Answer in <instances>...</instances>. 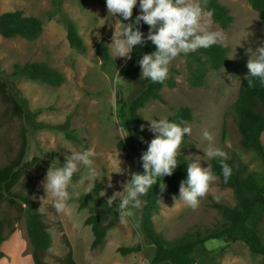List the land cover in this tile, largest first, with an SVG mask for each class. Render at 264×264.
Segmentation results:
<instances>
[{"label":"rangeland","instance_id":"obj_1","mask_svg":"<svg viewBox=\"0 0 264 264\" xmlns=\"http://www.w3.org/2000/svg\"><path fill=\"white\" fill-rule=\"evenodd\" d=\"M227 6L233 17L227 29L221 28L212 18V28L222 30L227 41L222 44L227 48L231 63L228 67L214 70L205 65L204 84L191 86L187 67V55H180L170 64L169 78L175 85L163 86L161 100H153L139 110L143 119L144 146L154 138L149 131V121L167 117L169 120L174 110L188 107L192 118L186 124L192 127V134L186 135L181 154L188 160V165L199 158L202 166L210 165L211 159H204L209 141L204 139L207 130L213 137L212 144L224 150L235 165L243 172L254 173L260 185L264 186V162L251 148H242L238 144V133L231 119L232 107L236 103L240 86L249 70L247 62L255 58L256 50L264 46V24L258 13L247 0H219ZM61 13L69 17L77 26L85 43L81 52L68 44L65 28L60 15L54 13L53 0H0V14L22 10L25 16L40 19L43 23L41 33L32 40L22 37L4 38L0 35V78L8 83L9 93L24 108L22 117L11 114L10 109L0 99V166L7 165L20 153L24 134L27 138L26 161L38 159L15 186L17 194H27L26 187L34 186L30 193V203L39 213L51 234V247L39 254L45 264H149L154 247L144 241L138 223L141 209L132 210L133 214L120 219V211L113 219L101 245L91 249V227L86 224L88 208L80 206L79 197L86 192L89 169L83 165L73 176L69 188L71 195L68 208L57 212L52 198H46L42 186L47 170L59 167L66 162L70 152L65 149V142L77 151L93 149L95 156L93 167L98 173L96 181L103 183L99 198L107 201L114 192L123 191L121 185L129 180L131 172L143 173L142 162L136 150V139L128 116L120 114L119 100L130 101L146 86L149 80L141 79L138 61L145 53L150 54V41L137 45L131 54V60L112 58L111 63L103 66L96 54V45L104 40L112 43L117 19L127 24L140 14L139 2L133 10L131 20L108 15L106 0H61ZM147 37L149 26L141 22L137 25ZM47 62L48 65L64 75V82L51 86L40 81L22 78H8L16 63ZM117 71L122 78H117ZM113 93L115 95L113 96ZM113 99L118 107L114 113ZM118 117L119 124H117ZM79 141L67 138L66 122ZM124 127L129 135L121 139L118 131ZM26 130V132H24ZM127 132L124 135H127ZM264 145V136H262ZM122 142L124 148H119ZM120 152L123 161V174L117 170L115 156ZM199 156V157H198ZM56 160L59 161L56 162ZM112 176L109 187L108 176ZM166 184V176L162 178ZM159 193V211L152 216L155 230L165 239L172 241L183 235L200 231L203 236L221 232L226 226L221 213L213 203L236 204L232 188L224 187L219 179L213 193L201 201L193 210L179 198H175L168 188L162 192L160 181L155 185ZM105 195L101 196V192ZM141 199L145 201V196ZM119 204V200L114 202ZM42 211H38L39 208ZM0 216L4 219V241L0 245L2 256L0 264H34L33 247L30 243L25 217L20 204L11 205L7 201L0 203ZM264 236V223L262 226ZM142 244L143 248L128 255L118 252L119 247H134ZM193 264H261V256L252 254L243 241L228 242L225 238H212L198 246L193 256Z\"/></svg>","mask_w":264,"mask_h":264},{"label":"trees","instance_id":"obj_2","mask_svg":"<svg viewBox=\"0 0 264 264\" xmlns=\"http://www.w3.org/2000/svg\"><path fill=\"white\" fill-rule=\"evenodd\" d=\"M251 7L258 13L264 24V0H247ZM61 0H53L54 13L60 15L68 44L76 51H83V42L76 24L67 16L61 13ZM207 9L213 11L211 17L218 25L227 29L232 23L233 17L227 6L219 0H208ZM43 23L40 19L32 16H25L22 10H13L0 14V35L4 38L22 37L27 40L35 39L42 31ZM151 53L156 50L155 45L150 41ZM96 54L102 61L103 66L111 63L112 58L104 40H100L96 45ZM231 61L227 56V48L222 44L213 45L208 49H199L187 55V67L189 72V84L191 86H201L204 84L205 65L211 69L219 70L228 67ZM8 78L19 80L22 78L40 81L42 83L59 86L65 78L64 75L50 67L47 62H26L16 63ZM255 87L249 88L247 80L244 79L236 103L232 107L231 119L238 133V144L242 148H251L264 162V86L258 80L254 81ZM173 87L175 80L170 77L163 84L153 83L150 80L143 90L132 100H119L120 114L128 116L132 124L133 134L136 139V150L138 155L146 151L144 146L143 119L139 112L146 104L153 100H161L160 90L163 86ZM8 83L0 78V99L6 105L11 114L22 117L24 114L23 105L13 97L8 91ZM192 118L191 110L188 107H179L174 110L170 121L179 123L181 120L187 122ZM66 136L69 139L79 141L78 137L70 130V122H66ZM26 132V130H24ZM23 146L18 156L5 166H0V203L7 201L11 205L20 204L25 217L28 237L33 247L34 264H45L39 254L51 247V234L42 217L34 210L30 203V193L34 191V186L26 187L27 194H17L15 186L20 182L23 175L35 164L39 167L38 159L31 162L26 161L27 138L23 135ZM119 148H124L122 142ZM178 166L171 176H166V186L170 193L179 197V187L182 181L187 179L188 160L180 154L177 157ZM232 169V174L227 183L224 182L221 165L218 159H211L210 166L217 174L220 184L224 187L232 188L236 199L234 206L224 203H213V206L221 213L227 226L216 234L206 237L200 231H193L182 237L168 241L157 232L154 227L152 216L159 211V193L155 187L149 189L145 195V203L138 215V223L143 234L144 241L153 245L154 254L149 264H193L192 256L198 246L212 238L223 237L228 242L243 241L252 254L261 256L264 264V236L262 226L264 223V186L260 185L254 173L243 172L242 167L235 165L232 158L225 161ZM103 189L101 181L95 182L94 190L87 194L82 193L79 197L80 206L89 209L86 224L91 227L92 241L91 249L101 245L106 237L107 231L112 226L113 219L118 214V207L114 203L112 207L106 205L107 201L99 198V193ZM4 219L0 216V245L4 241L3 235ZM143 248L142 244L134 247H119L118 252L128 255L138 252ZM0 250V257L2 256ZM70 264H75L70 260Z\"/></svg>","mask_w":264,"mask_h":264},{"label":"clouds","instance_id":"obj_3","mask_svg":"<svg viewBox=\"0 0 264 264\" xmlns=\"http://www.w3.org/2000/svg\"><path fill=\"white\" fill-rule=\"evenodd\" d=\"M138 2L140 14L133 22L127 24L117 19L111 38L112 43L107 46L114 60L119 57L127 61L131 60L135 46H142L147 41H151L156 50L150 54H143L138 61L143 80L163 84L169 78L170 64L177 57L188 55L199 49H208L213 45L225 44L227 41V36L222 30L212 28L211 17L214 13L207 9L208 0H106L108 15L131 20ZM141 22L149 26L147 37L137 27ZM255 53V58L247 62L249 75L245 79L249 88L255 87V80L264 86V46L259 47ZM117 78H122L119 71H117ZM112 107L114 113H118L114 99ZM116 119L119 124L118 117ZM145 120L150 122L149 131L154 134V138L148 142L147 150L140 157L144 171L139 173L129 170V180L121 185L123 191L114 192L106 202L108 207H112L114 202L119 200L117 207L122 222L133 214L132 210L143 207L145 202L141 197L145 196L158 181H160L161 191L166 189L167 186L162 178L173 174L178 166L177 157L181 154L184 138L192 134V127L183 120L179 123L170 121L167 117ZM118 131L121 133L122 140L129 135L124 127H120ZM125 132L127 135H124ZM203 137L209 141V146L204 149V159L219 160L224 182L227 183L232 174L231 167L225 162L228 159L227 153L211 143L213 137L207 130L203 132ZM65 145V149L70 152V155L66 156V162L55 168L51 165L42 181L46 198L41 197V200L43 202L50 196L57 212H64L68 208V201L71 198L69 188L80 165L89 169L86 178L87 194L94 190L95 182L99 178L93 167L92 158L95 156L93 149L77 151L68 142H65ZM119 156L118 151L114 158L117 170L113 173L123 174L125 169L121 167L123 161L119 159ZM200 161L197 158L189 163L187 179L182 181L179 187L178 198L193 210L200 206L203 199L213 193L214 185L218 180L212 167L202 166ZM56 162L59 163L58 160ZM111 178V175L108 176L109 187L112 186ZM100 195L103 196L105 193L102 191ZM38 211H42V208L40 207Z\"/></svg>","mask_w":264,"mask_h":264}]
</instances>
